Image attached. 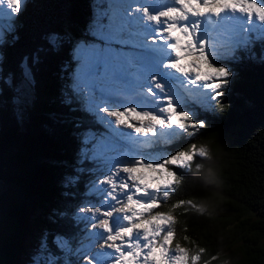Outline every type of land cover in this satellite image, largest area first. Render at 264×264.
<instances>
[{"label": "snow or ice", "instance_id": "6c2138e0", "mask_svg": "<svg viewBox=\"0 0 264 264\" xmlns=\"http://www.w3.org/2000/svg\"><path fill=\"white\" fill-rule=\"evenodd\" d=\"M25 8V0H0V44L14 38ZM97 8L93 42L74 50L71 90L104 129L82 141L83 160L95 168L88 187L95 203L72 216L78 247L63 234L52 245L74 255L71 264H200L204 248L174 244L173 212L197 205L168 202L183 183L174 169L191 171L208 149L191 143L168 154L160 148L207 127L193 110L197 105L212 112L222 107L218 98L236 73L218 59L251 63L264 52V0H101ZM30 75L26 69L25 79ZM78 179L70 176L68 186ZM40 251L46 258L36 264H62L47 239Z\"/></svg>", "mask_w": 264, "mask_h": 264}, {"label": "trees", "instance_id": "16d2710c", "mask_svg": "<svg viewBox=\"0 0 264 264\" xmlns=\"http://www.w3.org/2000/svg\"><path fill=\"white\" fill-rule=\"evenodd\" d=\"M25 3L2 61V77H11L15 84L22 75V61L30 64L34 93L23 112L15 104L11 86L0 80V264H21L24 239L39 222L48 235L50 251L61 262L71 264L74 255H62L52 245V238L63 234L73 244L79 232L72 207L93 167L83 160V134L104 130L84 110L83 103L73 98L72 58L76 44L93 40L90 26L101 0ZM53 36L58 40L55 45L50 44ZM251 62L256 66L251 71L247 59L231 64L236 75L231 88L219 98L222 107L217 106L215 112H196L199 119L207 121V127L167 145L172 153L191 143L209 150L210 155L197 158L191 171L174 169L182 175L183 183L168 202L192 199L197 205L173 212L174 243L190 250L204 248L200 264L204 260L209 264H264L261 53ZM196 163L201 164V170L196 169ZM207 169H213L215 176H209ZM70 176L79 177L71 187L67 184ZM161 209L167 211L168 206ZM61 211L67 217L60 216Z\"/></svg>", "mask_w": 264, "mask_h": 264}, {"label": "rangeland", "instance_id": "374dc122", "mask_svg": "<svg viewBox=\"0 0 264 264\" xmlns=\"http://www.w3.org/2000/svg\"><path fill=\"white\" fill-rule=\"evenodd\" d=\"M11 40L12 39L6 38L5 42L3 44H0V80L4 79L7 82V84L11 86L12 94L15 96V99L17 101L15 104L18 106L19 112H23V110L27 104V101L29 100V97L34 93V80H33V76H32V70L30 68V64H28L26 61H22L21 65H20L22 75H21V78L19 79V81L16 82V84L13 82L11 77H9V78L2 77V61L4 58L5 46L8 43H11L12 42ZM92 42H93V40H90V41H86L85 43H92ZM81 43H84V42L80 41L79 44H81ZM79 44L75 45L74 50L76 49V47ZM262 56H264V52H261V57ZM255 57H256V55H255ZM253 58H254V56H253ZM222 59H223V62H220L218 59L216 61V63L217 64H224V63L236 64V63H239V61H232L227 56H225ZM72 62L75 65V67L73 69H76V61L73 58H72ZM247 67H249V69L251 71V68H255L256 66L253 65V63L251 62ZM26 69L28 71H30V74H31L29 79H25V70ZM230 88H231V86H229V89ZM226 91H228V90H226ZM208 103L215 104L214 101H208ZM193 110L195 112L200 111L203 113L204 112L207 113V112L211 111V109L205 110L204 108H201L199 105H197ZM94 121H95V119H94ZM127 131H130V130H127ZM90 132H96V131L88 130L85 133H90ZM99 132H102V131H99ZM85 133L83 134V136L85 135ZM160 150L162 153L166 152L168 154H174L170 151V149L167 145L161 146ZM90 172L91 173H89L86 176L84 191L80 193L77 202H75V204L72 207L73 214L76 212L78 207L88 204L89 201H91L92 203H95V200L92 199L91 195L88 192L89 183L92 179H95V175H96L94 166L90 169ZM93 174H94V176H92ZM159 210L163 211L162 209H159ZM52 211H54V209H52ZM40 216L42 217V215H40ZM30 230H31V232L29 234H27L26 238L24 239L23 250L20 254V263L21 264H36V261L43 259V258H46L45 254L40 251L41 242L43 240L47 239V237H48V235L45 231V228L42 225H40V222H39V223L33 224V226H31ZM80 235H81L80 232H76V237H75V240L73 242V244L75 245L74 248L78 247V241H79ZM52 240H53V238H52ZM47 242H48V239H47ZM49 249H50V247H49ZM97 250H98V248H97ZM63 254H65V253L62 252V255ZM75 259H76V257L73 256V258L71 259V262L74 261ZM66 260H68V259H66ZM62 262H64V260Z\"/></svg>", "mask_w": 264, "mask_h": 264}, {"label": "clouds", "instance_id": "9594fccd", "mask_svg": "<svg viewBox=\"0 0 264 264\" xmlns=\"http://www.w3.org/2000/svg\"><path fill=\"white\" fill-rule=\"evenodd\" d=\"M210 154H209V150H208V156H209ZM202 169V166H200V170ZM207 171V173H208V175L209 176H215V171L213 170V169H207L206 170ZM202 210H203V208H202Z\"/></svg>", "mask_w": 264, "mask_h": 264}]
</instances>
